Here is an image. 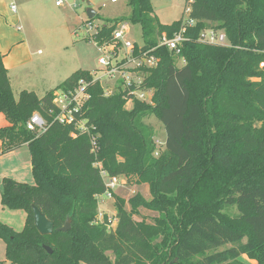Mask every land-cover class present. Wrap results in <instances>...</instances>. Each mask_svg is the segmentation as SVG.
Wrapping results in <instances>:
<instances>
[{
  "label": "trees",
  "instance_id": "1",
  "mask_svg": "<svg viewBox=\"0 0 264 264\" xmlns=\"http://www.w3.org/2000/svg\"><path fill=\"white\" fill-rule=\"evenodd\" d=\"M188 2L187 19L164 25L151 0H128L130 15L106 20L89 37L112 44L116 26L126 22L141 27L148 50L163 34L171 38L185 21L195 22L180 57L156 50L160 64L142 85L154 91L153 105L123 92L106 97L82 70L43 98L23 91L16 99L0 52V113L10 124L0 128V155L27 144L35 181L3 180V208L27 216L21 232L0 222L4 263L246 264V257L264 264V0ZM208 29L223 31L230 46L200 43ZM80 81L89 84L82 118L90 134L56 121L55 94L74 91ZM129 100L132 110L125 108ZM36 113L47 123L43 133L26 128ZM150 116L166 132L158 156L154 131L144 123ZM102 173L148 185L151 199L136 194L126 201L107 189ZM108 191L116 214L99 219V198ZM34 207L53 223L52 235L36 229ZM231 208L238 214H228ZM141 209L157 216L136 220ZM67 222L71 228L62 232Z\"/></svg>",
  "mask_w": 264,
  "mask_h": 264
},
{
  "label": "rangeland",
  "instance_id": "2",
  "mask_svg": "<svg viewBox=\"0 0 264 264\" xmlns=\"http://www.w3.org/2000/svg\"><path fill=\"white\" fill-rule=\"evenodd\" d=\"M56 1L33 0L32 6L36 7L37 13L32 16L29 23H25L26 27L31 28L29 30V38L31 39L33 51L37 52L41 50L43 53L42 56L36 55V59L39 60L41 57L45 58L49 56L54 64H58L57 61L64 60L76 71L82 70L91 73L99 70L98 60L100 53L89 41L90 31L87 29L88 22H92V31L94 33L96 28L102 27L106 20L127 17L131 12L128 0H118L116 3H112L111 0H65L62 7H57ZM15 2L17 7H19V13H21L22 7L17 0ZM151 2L155 15L164 25H171L183 18L187 19L189 14L187 12L190 8L188 0H151ZM6 3L9 8L8 13L13 16L10 9L12 0H6ZM90 11L96 14V20L92 21L89 19ZM130 39L136 41L137 44L143 43L140 26H130ZM182 65L183 63L179 62L178 66L181 67ZM46 94H40V96L43 97ZM133 106V102H130L126 104L125 108L132 110ZM144 123L154 131V140L158 148L156 156H158L165 148L166 132L164 126L154 116L146 118ZM119 180L120 184L113 192L126 201L136 194H141L147 200L151 199L148 185L132 187L125 185L126 181L124 178H120ZM105 201H107V207L110 211L105 215L108 218H114L113 213L116 212L115 199L106 197ZM127 208L130 210L129 205H127ZM227 213L235 216L238 214V211L235 208H231L227 210ZM101 214L102 216L104 215L101 212L99 219L102 218ZM156 216V213L141 209L140 216H137L136 220L146 219L150 223L152 218ZM237 245H228L222 250L236 247ZM244 262L249 264V260L246 258H244Z\"/></svg>",
  "mask_w": 264,
  "mask_h": 264
},
{
  "label": "built area",
  "instance_id": "3",
  "mask_svg": "<svg viewBox=\"0 0 264 264\" xmlns=\"http://www.w3.org/2000/svg\"><path fill=\"white\" fill-rule=\"evenodd\" d=\"M117 1L111 0L112 3ZM64 3L65 0H57L56 6L62 7ZM11 10L16 13L17 7L12 5ZM187 12H189V9ZM194 25V21H185L181 30L176 32L173 37L170 38L163 34L158 40L157 47L145 50L144 45L137 44L136 41L130 39L131 25L125 22L119 23L113 32L114 42L112 44L92 43L100 53L98 60L100 69L90 73L92 84H100L106 97L123 92L127 93V98L132 96L140 102L153 105L154 91L144 88L142 85L147 71L156 69L160 64V58L155 55L156 50L167 48L176 57H180L184 44L188 42L186 37L187 28ZM87 29L90 31L89 35L91 36V33H93L92 24H88ZM97 29L98 27L94 33L97 32ZM199 42L222 47L230 46L225 33L214 29L204 30L199 37ZM180 62L184 64L183 59H180ZM261 67H264V64ZM88 87L89 84L80 81L74 91L68 93L57 92L54 105L59 111L56 117L57 122L67 125L73 124L79 132L90 134L87 120L82 118L83 108L90 98L87 92ZM130 102H133V100H129L127 103ZM77 116L80 117L77 118ZM47 127L46 121L37 113L31 117L26 125L27 130L38 133L45 132ZM92 143L94 152H96L95 137H93ZM102 176L109 191H113L120 184V178H110L106 173H102ZM109 191L103 196L111 198ZM114 225L110 226L109 229L113 228Z\"/></svg>",
  "mask_w": 264,
  "mask_h": 264
},
{
  "label": "crops",
  "instance_id": "4",
  "mask_svg": "<svg viewBox=\"0 0 264 264\" xmlns=\"http://www.w3.org/2000/svg\"><path fill=\"white\" fill-rule=\"evenodd\" d=\"M17 1L22 7V11L19 13V7L15 4V0H12L10 9L12 5H15L17 12L14 13L11 10L13 14L11 16L8 13L9 8L6 0H0V52L4 57V65L8 71L15 98L18 99L23 91L34 92L39 98H43L44 96L42 97L40 94L44 95L48 91L57 88L77 71L72 69L68 62H64V60L57 61L58 64H54L49 56L41 57L39 60L36 59V55L42 56L43 53L41 50L33 51L31 39L29 38L31 28L29 29L25 25L37 13L36 7L32 6L33 0ZM9 125L5 116L0 113V128H6ZM4 179H11L28 185L35 184L32 174L31 154L27 144L10 153L0 155V222L15 232H21L25 227L27 216L24 211H11L3 208L1 195ZM105 198L106 196L99 198V212H103L104 215L110 212ZM115 214L116 212L113 213L114 216ZM5 257L6 245L0 239V264H8L7 262L4 263ZM244 258L246 257L241 258L243 262ZM249 264L256 263L249 260Z\"/></svg>",
  "mask_w": 264,
  "mask_h": 264
},
{
  "label": "water",
  "instance_id": "5",
  "mask_svg": "<svg viewBox=\"0 0 264 264\" xmlns=\"http://www.w3.org/2000/svg\"><path fill=\"white\" fill-rule=\"evenodd\" d=\"M96 16V14L92 11L89 12V19L92 20L94 17ZM33 212H34V221H35V226L36 229L38 230V232L42 235V236H50L52 235L53 231H54V225L53 223H51L44 214H42V212L34 207L33 208ZM71 228V223L67 222L66 226L61 230L62 232H67L69 231ZM44 249L49 253L52 254L53 251L50 247L48 246H44Z\"/></svg>",
  "mask_w": 264,
  "mask_h": 264
}]
</instances>
